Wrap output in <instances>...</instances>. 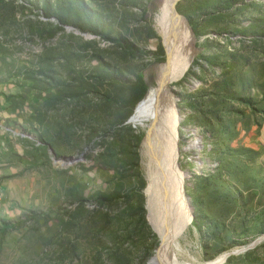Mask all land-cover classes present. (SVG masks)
I'll list each match as a JSON object with an SVG mask.
<instances>
[{"label": "rangeland", "instance_id": "obj_1", "mask_svg": "<svg viewBox=\"0 0 264 264\" xmlns=\"http://www.w3.org/2000/svg\"><path fill=\"white\" fill-rule=\"evenodd\" d=\"M155 1L0 0V264H171L151 261L161 242L134 117L166 61ZM175 8L193 33L169 83L193 217L169 252L264 264V0Z\"/></svg>", "mask_w": 264, "mask_h": 264}, {"label": "bare ground", "instance_id": "obj_2", "mask_svg": "<svg viewBox=\"0 0 264 264\" xmlns=\"http://www.w3.org/2000/svg\"><path fill=\"white\" fill-rule=\"evenodd\" d=\"M177 1H155L154 28L166 51V61L155 74L153 94L134 115L143 131L141 148L146 168L147 218L161 242L151 259L153 263L167 252L171 264H176L169 246L182 234L191 213L183 193V175L177 165L180 117L169 83L179 78L188 66L193 36L187 21L176 11ZM226 257L227 252H224L201 264H219Z\"/></svg>", "mask_w": 264, "mask_h": 264}, {"label": "trees", "instance_id": "obj_3", "mask_svg": "<svg viewBox=\"0 0 264 264\" xmlns=\"http://www.w3.org/2000/svg\"><path fill=\"white\" fill-rule=\"evenodd\" d=\"M159 38V37H158ZM109 41L113 42L114 44H116L118 47L128 51V52H131L133 53L134 51V47L132 45H127V44H124L122 41L118 40V39H115V38H108ZM159 42H160V39H159ZM161 50H162V47L161 46H157V52H156V55H161ZM133 87H135V89L137 88V91H138V95L139 96H142L146 90V87H147V84L144 82V79L142 77L141 74H138L134 80V84H133ZM49 91L50 92H53L52 91V88H49ZM147 95V94H145ZM145 98V96L138 102L140 103L141 101H143ZM137 103V104H138ZM143 186V183L140 182V186L139 187H142ZM3 225L6 227L7 226H11L12 223H9L7 221H3Z\"/></svg>", "mask_w": 264, "mask_h": 264}, {"label": "water", "instance_id": "obj_4", "mask_svg": "<svg viewBox=\"0 0 264 264\" xmlns=\"http://www.w3.org/2000/svg\"><path fill=\"white\" fill-rule=\"evenodd\" d=\"M189 29H190V32H191V34H193L192 33V30H191V28L189 27ZM136 107V106H135ZM130 120V119H129ZM62 159L64 160V161H67V160H72L73 159V157L72 156H63L62 157ZM183 192H184V195L186 196V198H187V200H188V196L185 194V190H184V186H183ZM190 211H191V207H190ZM192 217H193V215H192V213H191V219H192ZM258 241V239H256V240H254V241H252L245 249H247V248H251L256 242ZM244 249V250H245ZM232 252H227V256H229L230 254H231ZM225 259V258H224ZM224 261V260H223ZM220 264V263H219Z\"/></svg>", "mask_w": 264, "mask_h": 264}, {"label": "crops", "instance_id": "obj_5", "mask_svg": "<svg viewBox=\"0 0 264 264\" xmlns=\"http://www.w3.org/2000/svg\"><path fill=\"white\" fill-rule=\"evenodd\" d=\"M264 122H262L261 124L259 123V124H257L258 126L256 127L257 129H259L260 130V128H261V126L262 127H264ZM256 126V125H255ZM260 238H258V240H259ZM254 246V245H253Z\"/></svg>", "mask_w": 264, "mask_h": 264}]
</instances>
